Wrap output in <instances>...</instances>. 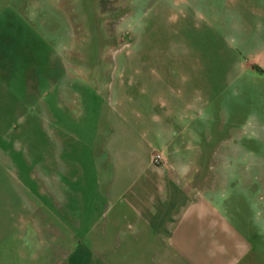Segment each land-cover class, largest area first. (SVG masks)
Instances as JSON below:
<instances>
[{
    "label": "rangeland",
    "instance_id": "obj_1",
    "mask_svg": "<svg viewBox=\"0 0 264 264\" xmlns=\"http://www.w3.org/2000/svg\"><path fill=\"white\" fill-rule=\"evenodd\" d=\"M233 1L0 0L23 18L0 25V264H136L189 232L264 264V70L206 34ZM149 178L207 222L107 227Z\"/></svg>",
    "mask_w": 264,
    "mask_h": 264
},
{
    "label": "crops",
    "instance_id": "obj_2",
    "mask_svg": "<svg viewBox=\"0 0 264 264\" xmlns=\"http://www.w3.org/2000/svg\"><path fill=\"white\" fill-rule=\"evenodd\" d=\"M0 6V25H10L11 23L22 22L23 18L12 9V4ZM216 15L219 11H213ZM225 17L221 22H216L208 26L206 34L212 33L216 39L221 40L222 48L227 49L232 57H243L248 61L255 60V64L264 70V0H234L231 7H226L223 11ZM9 18V20L7 19ZM6 71L0 66V77H4ZM7 84L8 81L4 80ZM4 81L0 86L9 88ZM0 93L9 95L10 92L0 87ZM190 163V161H187ZM177 162H173L176 167ZM188 166H191L188 164ZM167 179H171L167 177ZM155 180V181H151ZM173 180V179H171ZM160 182L154 178H149L142 183L140 188L143 198L141 201L142 215L134 212L123 213L119 210L117 215H113L107 227H202L207 222L208 214L183 212V208L188 203L187 199H176L173 203L166 200L161 201L156 193ZM164 188L165 184H164ZM175 192H182L185 187H174ZM123 204L120 203V206ZM142 217V218H141ZM188 240L176 242L175 245L138 247L133 253L136 264H208L206 255L199 250L196 240L191 237V232L187 234ZM191 238V239H190ZM143 240H141L142 242ZM222 250L216 260L217 264H249L254 262V257L249 254L241 258L240 241H231L227 245L220 246ZM104 260L109 263L110 257L105 256ZM105 263V262H104ZM103 263V264H104Z\"/></svg>",
    "mask_w": 264,
    "mask_h": 264
},
{
    "label": "built area",
    "instance_id": "obj_3",
    "mask_svg": "<svg viewBox=\"0 0 264 264\" xmlns=\"http://www.w3.org/2000/svg\"><path fill=\"white\" fill-rule=\"evenodd\" d=\"M160 157L159 156H155L154 158H153V161H154V163L155 164H159L160 163Z\"/></svg>",
    "mask_w": 264,
    "mask_h": 264
}]
</instances>
